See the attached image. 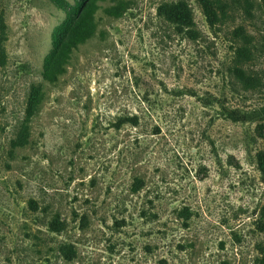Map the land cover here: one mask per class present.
I'll use <instances>...</instances> for the list:
<instances>
[{
  "label": "rangeland",
  "instance_id": "1",
  "mask_svg": "<svg viewBox=\"0 0 264 264\" xmlns=\"http://www.w3.org/2000/svg\"><path fill=\"white\" fill-rule=\"evenodd\" d=\"M118 1L50 83L78 0H0V264H264V0L216 28L197 0ZM179 1L194 38L158 16Z\"/></svg>",
  "mask_w": 264,
  "mask_h": 264
},
{
  "label": "trees",
  "instance_id": "2",
  "mask_svg": "<svg viewBox=\"0 0 264 264\" xmlns=\"http://www.w3.org/2000/svg\"><path fill=\"white\" fill-rule=\"evenodd\" d=\"M104 0H78L77 4L70 6L69 27L56 32L54 38V50L47 58L44 66V78L47 82H57L63 76L70 64L74 52L89 40L95 37L98 29L96 15L102 7L98 4ZM211 28L223 25L228 17L229 6L222 0H197ZM130 2L120 0L115 5L105 7L104 13L111 18H120L130 7ZM158 16L172 25L176 32L194 38L197 35L196 23L190 6L185 1L177 3H165L158 8ZM235 36L242 42L236 51L234 72L237 79L246 88L257 89L262 85L259 77L249 74L244 65L255 58V45L253 37L248 35L243 28L235 31ZM232 73V68H231ZM43 99V98H42ZM40 98H35L33 106H37ZM263 114L264 107L258 111ZM262 118V117H261Z\"/></svg>",
  "mask_w": 264,
  "mask_h": 264
}]
</instances>
